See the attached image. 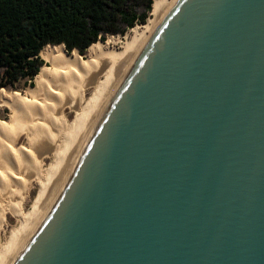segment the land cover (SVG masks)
Segmentation results:
<instances>
[{
  "label": "water",
  "instance_id": "obj_1",
  "mask_svg": "<svg viewBox=\"0 0 264 264\" xmlns=\"http://www.w3.org/2000/svg\"><path fill=\"white\" fill-rule=\"evenodd\" d=\"M14 264H264V0H178Z\"/></svg>",
  "mask_w": 264,
  "mask_h": 264
},
{
  "label": "bare ground",
  "instance_id": "obj_2",
  "mask_svg": "<svg viewBox=\"0 0 264 264\" xmlns=\"http://www.w3.org/2000/svg\"><path fill=\"white\" fill-rule=\"evenodd\" d=\"M177 2L154 0L147 24L134 28L124 41L110 38L99 42L85 57L77 50L67 54L63 45L46 46L40 57L50 68H42L24 97L0 91V106L10 115L8 126L0 124V229L5 222L3 208L24 221L23 231L0 264H14L40 228L138 58ZM104 77L105 83L99 86ZM95 87L93 102L84 110L85 93ZM67 109L81 115L70 133L66 131ZM24 135L27 150L19 147ZM62 146L65 150L60 153ZM46 159L56 161L57 167L44 182L42 162ZM33 183L42 187V195L24 219L22 203Z\"/></svg>",
  "mask_w": 264,
  "mask_h": 264
},
{
  "label": "trees",
  "instance_id": "obj_3",
  "mask_svg": "<svg viewBox=\"0 0 264 264\" xmlns=\"http://www.w3.org/2000/svg\"><path fill=\"white\" fill-rule=\"evenodd\" d=\"M154 0H0V89L33 87L41 51L65 46L80 55L145 25Z\"/></svg>",
  "mask_w": 264,
  "mask_h": 264
},
{
  "label": "rangeland",
  "instance_id": "obj_4",
  "mask_svg": "<svg viewBox=\"0 0 264 264\" xmlns=\"http://www.w3.org/2000/svg\"><path fill=\"white\" fill-rule=\"evenodd\" d=\"M139 26H144V25H137L136 27H139ZM132 30H130L127 33L129 36H130V34H132ZM127 34L125 35V37L121 38L123 41L125 40ZM110 38H112V37H110ZM110 38H108L107 41ZM115 39H118V38H115ZM119 47H120V45L116 46V48H119ZM73 53H74V51L72 52V54ZM72 54H70V55H72ZM85 55H86V53L84 55H81V56L85 57ZM45 65H47L46 62H45ZM48 67L50 68V65ZM101 81L102 82H100L99 86H102L105 83L106 77H104ZM34 83H35V81H34ZM30 87L31 86H28L25 88L23 87V88H20L18 90L0 89V91H5L6 93H9V94H16V95L24 97L26 90ZM97 89H98V87L89 88L87 90V92L85 93V99H84V104H83L84 110L92 104L93 98L97 92ZM79 117H81V115L77 116L74 113L70 112V110H68V109L66 110L65 121H66V125H67L66 126L67 133H70L73 124L76 122V120ZM0 124L5 125V126H8L10 124L9 110L5 107H2V106H0ZM27 142H28L27 135H24L19 141V143H20L19 147L27 150V146H28ZM64 150H65V147L62 146L60 149V153H63ZM42 164H43V172L45 173V181L44 182H46L47 179H49L52 172L54 171V169L57 167V163H56V161H53L51 159H46L44 162H42ZM44 184H46V183H44ZM41 195H42V187L40 185H38L37 183H33L32 187L29 191L28 196L25 197V199L22 203V212H23V215L26 217L24 219H27V217L30 216L31 213L34 211V208H35L36 204L38 203ZM3 207H5V206H3ZM3 209L5 210L6 214H5V218H4L5 222L2 225V228L0 229V259L4 258L7 255L8 250L11 247L12 241L15 240V238H17L21 234V232L23 231V227H24V221L23 220L17 218L12 213H8L6 208H3Z\"/></svg>",
  "mask_w": 264,
  "mask_h": 264
},
{
  "label": "built area",
  "instance_id": "obj_5",
  "mask_svg": "<svg viewBox=\"0 0 264 264\" xmlns=\"http://www.w3.org/2000/svg\"><path fill=\"white\" fill-rule=\"evenodd\" d=\"M149 16H151V13L149 14Z\"/></svg>",
  "mask_w": 264,
  "mask_h": 264
}]
</instances>
